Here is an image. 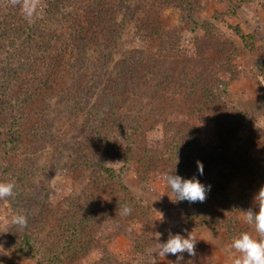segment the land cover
I'll list each match as a JSON object with an SVG mask.
<instances>
[{
    "label": "rangeland",
    "instance_id": "374dc122",
    "mask_svg": "<svg viewBox=\"0 0 264 264\" xmlns=\"http://www.w3.org/2000/svg\"><path fill=\"white\" fill-rule=\"evenodd\" d=\"M4 26L33 43L13 150L0 134V264H174L158 243L190 233L179 264H233L264 187V0H40L31 21L0 0ZM169 172L206 200L174 202Z\"/></svg>",
    "mask_w": 264,
    "mask_h": 264
},
{
    "label": "clouds",
    "instance_id": "9594fccd",
    "mask_svg": "<svg viewBox=\"0 0 264 264\" xmlns=\"http://www.w3.org/2000/svg\"><path fill=\"white\" fill-rule=\"evenodd\" d=\"M10 2L12 6H19L24 17L29 21L37 14L40 6V0H10ZM197 166L200 174L203 175V164L197 161ZM163 179L176 197L174 202H204L207 192L211 188L210 185L206 187L195 177L184 179L179 175H174L173 172L166 173ZM15 187L14 182H0V200L13 197ZM255 201L258 204V211L248 210L245 213V221L254 228L256 236L249 232H242L233 237L230 247L237 254L233 264H264V187L256 195ZM121 212L124 215H129L132 209L123 207ZM9 222L11 225L23 229L27 226V217L22 214H14ZM196 241L192 233L187 238L180 234H170L166 243H158V256L164 258L166 254L176 255L177 261L174 264H179L183 259V256L179 254L187 252L189 255H195ZM154 264H156L155 260ZM169 264H173V262H169Z\"/></svg>",
    "mask_w": 264,
    "mask_h": 264
},
{
    "label": "trees",
    "instance_id": "16d2710c",
    "mask_svg": "<svg viewBox=\"0 0 264 264\" xmlns=\"http://www.w3.org/2000/svg\"><path fill=\"white\" fill-rule=\"evenodd\" d=\"M11 31L6 27H0V134L3 138L2 150L10 151L17 145L19 130L24 122L23 106L25 96L30 95V89L17 94L19 70L29 63L28 47L33 43V37L25 34H8ZM2 40L4 41L3 43ZM30 67V66H29ZM28 67V69H29ZM18 95V96H17ZM6 155L0 156V167L7 162ZM99 170L111 174L118 180H123L125 170L117 171L96 166ZM258 207L256 208V210ZM22 214V213H20ZM14 238L19 239L25 250L33 254L31 240L24 230L13 226ZM12 243V242H11Z\"/></svg>",
    "mask_w": 264,
    "mask_h": 264
}]
</instances>
